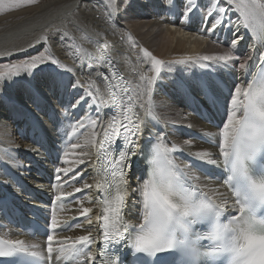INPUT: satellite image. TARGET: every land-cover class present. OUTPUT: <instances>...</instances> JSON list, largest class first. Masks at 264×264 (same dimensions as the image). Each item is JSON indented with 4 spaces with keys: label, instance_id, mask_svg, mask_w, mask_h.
I'll use <instances>...</instances> for the list:
<instances>
[{
    "label": "snow or ice",
    "instance_id": "obj_1",
    "mask_svg": "<svg viewBox=\"0 0 264 264\" xmlns=\"http://www.w3.org/2000/svg\"><path fill=\"white\" fill-rule=\"evenodd\" d=\"M36 2L37 0H0V14L19 10ZM123 3L124 0H100V6L107 13L106 19L111 22L114 31L118 30L122 34L125 30L120 28L119 13ZM225 3L227 8L222 6ZM160 7L163 10L159 14L160 18L164 14L173 15L176 16L174 24L180 23L182 27H187L193 21L199 5L198 0H186L185 4L179 6L177 0H160ZM213 8L215 19H212L207 28L208 33H214L224 25L226 13L235 10L240 18V22L235 25V31H239L241 26L246 32L249 29L255 31V24L259 19V28L264 38V0H250V3L246 0H209L208 7L201 13L203 24H207L213 17ZM227 26H233L230 17ZM200 34H205L203 29ZM53 37L64 47L70 42L65 31L54 32L51 37H45V41L51 42ZM243 38H234L225 46L221 55H204L195 59L211 62L202 65L206 69L215 66L216 71L231 70L235 65L230 62L240 59L234 52ZM127 39L132 43L133 49L139 47L130 35ZM214 42L218 46L221 43L219 40ZM43 47L42 44L34 57L12 63L6 66V72L0 73V106L6 105L18 117L26 115L19 101L8 94L10 85L18 82L17 78L25 77L23 91L28 102L35 109L42 110L41 106L47 103V99L41 88L32 82L37 75H42L46 91L57 99L63 98L59 104L60 113L57 114L52 109L53 117L57 118L58 135L67 136V129L61 132L66 122L72 125V131L76 127L84 126L83 116L72 119L77 109L86 107L96 112L95 117L90 118L92 139L86 140L85 144L90 143L98 152L113 153V159L108 161L102 182L97 181L95 185L101 192L97 203L101 205L102 212L95 216L100 228L99 247L95 253L92 251V245L97 244V240L91 236V229H88V235L80 236L66 247L54 248L55 244L65 243L57 239L58 228L65 231L82 227V224L61 228L53 212L45 221V257H41V252L35 250L38 247L36 244L20 239H0V258H3L0 259V264H34L33 259L27 258H42L54 264H63L60 258L64 256H83L92 264H264V77L258 81H246V86L235 84L225 98V121L218 126L219 140L216 146L223 157V183L231 187L234 196L231 208L238 213L226 215L229 212L227 198L218 201L215 190L204 192L195 184H189L185 172L171 161L168 162L169 167H162L158 151L155 155L152 154L153 141H148L144 146L138 143L140 135L143 134L144 121L135 110L137 97L133 96L130 82L116 72L114 62L101 56L100 60L105 61V70L100 71L98 64L84 62L77 73L74 69H68L55 56L41 54ZM140 52L153 73L151 76L147 72L140 75L150 100L153 92L161 87L163 81L168 80L186 100L191 101L193 93H196L213 106L220 102L223 93L212 80L211 72L194 77L185 69V78L177 81L170 75L163 74L166 67L163 61L145 48L141 47ZM193 59L185 57L179 63L184 64ZM258 59L264 63V52L260 53ZM238 67L245 69L246 65L241 63ZM168 71L170 73L171 69ZM69 72H72L71 76L68 75ZM93 72L107 87L111 98L107 112L101 107L106 101L99 99V88L92 90L95 81L83 88L81 81L75 78L82 74L92 75ZM238 112H242V118H238ZM97 128L102 130V134L96 131ZM97 136L101 137L99 141ZM187 143L186 140L185 144ZM39 147L42 148V145ZM66 147L78 149L81 145L69 139ZM138 148L140 152H137ZM155 148L158 149L159 145H155ZM28 150L41 155L36 148ZM172 150L177 151L175 145ZM141 154L142 162L149 167L145 169L141 186L131 187V191L142 195V211L137 209L140 212L137 215L133 209L141 201H137L136 197L129 200L128 173L133 170L135 158ZM79 155L87 156L88 153L82 151ZM196 155L201 162L219 166L218 157L214 158L211 153ZM68 156L69 151H63L61 166L55 168V180L74 187L75 192L92 188L93 185L82 180L83 170L76 172L75 168L63 166L69 164ZM71 163L78 166L86 162L79 159ZM77 180H80L82 187L73 185L72 182ZM72 195L71 192L61 190L52 203ZM4 199L0 198V214L5 212ZM91 212L90 207H83L81 210V215L89 225L93 222L89 215ZM221 218L227 222H222ZM129 219H139L141 222L133 225L129 223ZM206 224L211 225V231L207 235V229L202 227ZM223 254H227L226 260L220 258Z\"/></svg>",
    "mask_w": 264,
    "mask_h": 264
},
{
    "label": "bare ground",
    "instance_id": "obj_2",
    "mask_svg": "<svg viewBox=\"0 0 264 264\" xmlns=\"http://www.w3.org/2000/svg\"><path fill=\"white\" fill-rule=\"evenodd\" d=\"M185 2L186 0H177L178 6ZM246 2L250 3V0ZM208 4L209 0H198L199 7L193 21L187 27H182L180 23H173L176 16L164 14L163 18H160L159 14L163 11L160 0H124L119 13L120 28L125 30L122 34L118 30L114 31L111 22L106 19L107 13L100 6V0H37L36 3L19 10L0 14V72H6V66L12 63L34 57L42 44L44 47L41 49V54L55 56L68 69H74L77 73L80 72V65L84 62L90 65L98 64L100 71L105 70V61L100 60V57L103 52H107L115 66L130 82L133 95L137 97L138 112L141 120L144 121L143 134L140 135L141 145L144 146L148 141L156 140L161 145L168 162L178 165L179 169L183 170L200 190L204 192H209L210 189L215 190L218 201L227 198L228 215H231L234 211L231 208L234 200L225 184L221 180L207 177L193 165L208 166L215 175H218L221 170L223 157L220 156L216 145L219 140L218 126L225 121V98L229 94V89L235 84L240 83L246 86V81L254 80L256 77L262 63L258 57L261 52H264V38L259 28V19L256 21L255 31L249 29L246 32L242 26L239 31H235V25L240 22L235 10L226 13L224 25L217 28L214 33H208L207 28L211 25L212 19H215V8H213V17L207 24L202 23L201 13ZM222 6L228 7L226 3ZM229 17L233 22L232 27L227 26ZM201 29L204 30V35L200 34ZM57 31L67 32L70 42L66 47L61 46L55 37L51 42L45 41V37H51ZM128 35L139 47L133 49L132 43L127 39ZM238 36H247V38L250 36V39L240 40L237 45L240 51L245 50L246 45H249L250 50L255 49L252 55L254 59L246 64L245 69L239 68V62L234 60L230 62L235 65L231 70L216 71L215 66L212 69L202 67L204 63L211 62L195 59L204 55L223 54L225 46ZM216 40L221 42L219 46L214 42ZM141 47L150 51L156 58L160 56L162 59L169 60L170 63H166L163 74L170 75L177 81L185 78L187 74L185 69L194 77H199L204 72H211L212 80L223 93L220 102L213 106L196 93H193L191 101L186 100L168 80L161 84L164 95H158L156 89L150 100L140 75L147 72L151 76L153 73L150 71V65L143 59ZM239 50H235L234 55H237ZM185 57L194 59L177 67L179 64L177 61ZM169 69H171L170 73ZM68 75L71 76L72 72ZM75 78L81 81L83 88H87L89 83L95 81L92 90L96 91V88H99V99L106 101L101 107L107 112L111 105V98L100 77L93 72L92 75L82 74ZM17 81L10 85L8 94L19 101L26 115L18 117L6 105L0 106V198H6L5 201L12 199V202L18 204L21 210L43 216L44 223L50 214L55 212L61 228L66 225L82 224V227L71 230L61 231L58 228L57 239L65 243L55 244L54 248L66 247L80 236L88 235V229H91V236L97 240V244L92 245V251L95 253L99 247L100 232L95 216L102 212L101 205L97 203V197L101 192L95 186L99 181L100 152L90 143L86 145L85 141L92 139L93 128L90 126V118L95 117L96 112L86 107L77 109L72 119H80L83 116L84 126L76 127L75 131H72V125L66 122L61 132L67 129V136L58 135L57 118L53 117L52 109L59 114L61 111L59 104L63 98L57 99L48 93L43 85V76L37 75L32 82L41 88L47 99V103L41 106L42 110H37L28 102L24 94L26 78L20 77ZM141 104L143 107H140ZM237 115L238 118H242V112H238ZM212 122L213 126L210 124ZM96 131L102 134L101 129L97 128ZM100 138L97 136V141ZM69 139L79 143L81 148H67ZM186 140L187 144H185ZM39 145H42V148ZM173 145L177 148L175 152L172 150ZM31 148H36L41 155L28 150ZM63 151H69V164L63 166L75 168L76 172L83 170L82 180L93 185L92 188L75 192L74 187L55 180V168L61 166ZM82 151L87 152L88 155L80 156L79 153ZM196 153H211L214 158L218 157L219 166L201 162ZM141 158L142 154L136 157L133 170L128 176L129 200L136 197L137 201H141L136 203L133 209L137 215H140L137 209L142 211V195L131 191V187L139 188L144 178L140 168L143 163ZM79 159H84L86 163L78 166L71 163ZM69 175L71 176L72 173L70 172ZM61 176H63L62 173ZM22 179L28 183L25 192L27 198L18 200V196L15 198L13 194L22 184ZM72 183L75 187H82L80 180ZM61 190L71 192L73 195L53 204L54 197L59 195ZM83 207L92 209L89 214L93 218L91 225L81 215ZM139 222H141L139 219H129V223L133 225ZM0 236L3 239H20L26 243L36 244L38 247L35 250L41 252V257L47 255L45 239L26 238L16 227L9 226L1 214ZM60 260L67 264H92L83 256L78 259L64 256ZM46 262L54 264L52 261Z\"/></svg>",
    "mask_w": 264,
    "mask_h": 264
},
{
    "label": "rangeland",
    "instance_id": "obj_3",
    "mask_svg": "<svg viewBox=\"0 0 264 264\" xmlns=\"http://www.w3.org/2000/svg\"><path fill=\"white\" fill-rule=\"evenodd\" d=\"M228 42V41H227ZM171 57H173L172 56V54H171ZM161 58V59H160ZM157 59H160L161 61H163L164 62V65H167L166 63H170V61L169 60H167L166 58L165 59H162V57H157ZM171 59H173V58H171ZM178 63H179V61H177ZM173 63V62H172ZM181 63H179L178 65H177V67H181V65L183 66L184 64H181ZM1 73V72H0ZM20 78V77H19ZM22 78V77H21ZM160 92V93H159ZM157 93H158V95H164V90H163V88L162 87H160V88H158L157 89ZM208 115H209V113H208ZM211 124V126H213V122L212 123H210ZM26 202H28L27 200H25ZM83 263V262H82Z\"/></svg>",
    "mask_w": 264,
    "mask_h": 264
}]
</instances>
